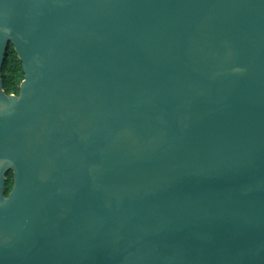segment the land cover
<instances>
[{
  "label": "water",
  "instance_id": "1",
  "mask_svg": "<svg viewBox=\"0 0 264 264\" xmlns=\"http://www.w3.org/2000/svg\"><path fill=\"white\" fill-rule=\"evenodd\" d=\"M0 264H264V0H0Z\"/></svg>",
  "mask_w": 264,
  "mask_h": 264
},
{
  "label": "trees",
  "instance_id": "2",
  "mask_svg": "<svg viewBox=\"0 0 264 264\" xmlns=\"http://www.w3.org/2000/svg\"><path fill=\"white\" fill-rule=\"evenodd\" d=\"M2 89L5 94H18L20 83L24 78L21 61L11 43L5 53L1 67ZM4 195H7L13 185V172L8 170L5 174Z\"/></svg>",
  "mask_w": 264,
  "mask_h": 264
}]
</instances>
